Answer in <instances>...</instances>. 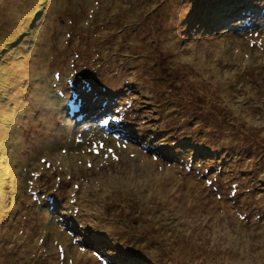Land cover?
<instances>
[{"label": "rangeland", "instance_id": "rangeland-1", "mask_svg": "<svg viewBox=\"0 0 264 264\" xmlns=\"http://www.w3.org/2000/svg\"><path fill=\"white\" fill-rule=\"evenodd\" d=\"M260 39L264 0H0V264H264Z\"/></svg>", "mask_w": 264, "mask_h": 264}, {"label": "snow or ice", "instance_id": "snow-or-ice-1", "mask_svg": "<svg viewBox=\"0 0 264 264\" xmlns=\"http://www.w3.org/2000/svg\"><path fill=\"white\" fill-rule=\"evenodd\" d=\"M254 35L256 36H259V33H254ZM251 43L253 45H257V46H261V47H264V39H260V40H252ZM191 47V46H189ZM237 51H239V49H237ZM186 60L188 61H191V57H185ZM77 100V97L75 95V93L73 92L71 95H70V98H69V105L71 106H75V102ZM120 109H116V112L118 113L117 115H110L108 118L104 119L102 121L103 124L107 125L109 123V121H120L123 117L122 115H120ZM117 147H122V148H127L128 145H127V142L121 144L119 142V140H117ZM87 152H90L94 155H100L101 153V150L104 151V161H107L108 160V157L111 156V158L113 160H119L120 157L116 154L114 148H111V147H106V145L102 142V141H94L92 142V145L91 147H88L87 149H85ZM65 151V154H66V151L67 150H64ZM133 156H135V153L132 154ZM153 159H157V157H153ZM42 163H47L46 160L44 161H41ZM93 165L91 163V161L88 162V167L91 168ZM103 166V165H101ZM49 167H51V165H49ZM36 175H39V173H36ZM70 178V177H69ZM209 183H211L209 181ZM75 187H79V185H75ZM243 219V217H241ZM91 228V225H86V226H83V231L81 233H79L78 235H74L73 236V240H72V243L75 244L77 241H82L83 238L86 236L87 232L89 231V229ZM79 251L81 253H84L87 251V248L85 247H80ZM59 253H60V259L61 260H65L67 259V264H73V261L70 259V258H67L66 256V252H65V248L63 246H60L59 247ZM92 255H96V253H92Z\"/></svg>", "mask_w": 264, "mask_h": 264}]
</instances>
